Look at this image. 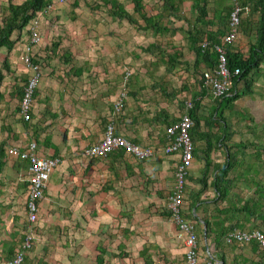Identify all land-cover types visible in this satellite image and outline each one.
Returning a JSON list of instances; mask_svg holds the SVG:
<instances>
[{
  "label": "crops",
  "instance_id": "obj_1",
  "mask_svg": "<svg viewBox=\"0 0 264 264\" xmlns=\"http://www.w3.org/2000/svg\"><path fill=\"white\" fill-rule=\"evenodd\" d=\"M14 51L9 56L11 72L5 73L1 87L0 262L13 258L30 233L25 206L29 162L9 151L26 150L36 142L39 156L59 158L61 163L52 173L40 202L39 222L32 228L35 243L24 264H95L96 249L101 244H108L109 251L116 253L122 245L123 252L136 259H141L140 252L145 247L154 260L185 264V248L177 227L163 216V211L174 190L179 162L178 154L164 153L166 128L179 121L186 109L174 110L175 100L161 87L149 97L131 94L125 112L115 116L120 73L114 70L95 81L87 78L89 71L83 69L87 62L69 58L63 65L66 71L61 72L67 74L62 75L63 81L50 80L45 90L41 81L31 119L25 121L19 99L12 95L14 85L23 86L21 80L28 82L31 72ZM152 61H156L153 56ZM119 62L120 58L113 59L112 66ZM255 77L254 93L240 95L227 105L228 109L238 108L235 114L243 120L249 112L260 111L253 102L243 100L246 95L259 96L258 103H263L258 105L264 108V65ZM243 90L241 82L237 91L241 94ZM210 95L200 111L206 119L218 105ZM224 110H216L222 121L209 125L205 120L201 122L200 132L211 134L213 141L210 146L204 139L197 141L187 178L185 210L190 211L189 219L196 224L200 264H256L261 257L251 246L224 242V236L234 229L264 230V176L260 177L263 167L257 165L260 154L248 151L254 134L244 130L245 123L241 128H232ZM110 122L117 135L151 148L153 157L139 161L124 151L102 160L83 155L84 149L103 139ZM210 148L206 156L204 151ZM220 166L229 170L226 175L222 170L218 172ZM217 174L223 177L218 181L220 190L215 185ZM198 198V203L190 206ZM120 261L115 259L114 263Z\"/></svg>",
  "mask_w": 264,
  "mask_h": 264
},
{
  "label": "trees",
  "instance_id": "obj_2",
  "mask_svg": "<svg viewBox=\"0 0 264 264\" xmlns=\"http://www.w3.org/2000/svg\"><path fill=\"white\" fill-rule=\"evenodd\" d=\"M55 1L56 0H22L18 3L14 0L9 1L5 17L0 26V61L3 59L0 63V108L4 99L1 87L5 80V73L11 72L9 65L10 53L15 50L19 43L18 39H20V37L24 38V33H26L25 36H29L30 30L36 22H39L40 30V20L43 19L42 17H44L47 12H49L47 11V8L55 3ZM101 1L109 8L110 16L113 20L127 22L129 25L134 26L139 32L151 33L155 38L159 36L163 37L165 35L173 36L178 32H183L185 41L187 42V49L193 54L192 62L187 60L181 61L185 56L184 51L182 48L174 46L172 42L171 44L170 42L167 43L171 46V50H167V48L163 49L162 45L157 42L153 44L151 43L147 47H141L140 49L144 53L151 54L156 59L155 62L163 64L168 72L179 68L180 65H184L189 71L195 72L196 75H199L198 88L192 90L187 87L184 91H188L191 97L184 101V109H186V104L188 102L192 104L189 114L194 121V126L190 130V135L194 143V155L197 153L196 144L198 140L204 139L210 146L213 141L212 135L200 132L202 125L201 122L205 120L206 124L209 125L215 121H222V119H219L220 115L218 116L217 114V108H220L221 111L224 108V103H227L225 106L232 105L233 102L239 99L240 95H251L254 93L253 88L256 83L255 76L260 72L261 67L264 65V0H239L242 9L239 37L234 44L228 45L226 50L230 70H239L240 74L234 81L235 86L231 95L226 98L218 99L213 97L218 105L207 119L200 113L202 110V102L208 99L210 95L209 90L203 83L204 72L208 70L213 71L218 65L219 55L216 47L223 44V39L229 32V19L233 9L231 2L229 0H217L216 5H212L211 0H157L161 5L159 6V10L153 12L151 8L148 11L147 8L149 7V4L144 3V0H126L132 4L131 11L127 10L125 4L120 0ZM187 2L190 3V19L184 17L181 10L183 4ZM184 20L187 22L185 30L183 26L178 28L173 26L172 21L183 22ZM39 32L42 36L41 30ZM15 36L16 38H14ZM42 44L43 43H41V45ZM41 45L33 48L32 61L38 64L42 70L43 67H41V60L44 56L39 52ZM36 48L38 49V53L35 52ZM57 49H60V42H55L51 45L49 51L50 55H57ZM23 50L25 51V46ZM62 57H65L66 61L69 60L70 55L68 52H65ZM23 81L24 79L21 80L23 86L14 85L15 94L12 95L14 98L19 99L20 103L24 95V86L27 84V81ZM241 82L244 84V90L239 94L237 86ZM39 88L37 89L35 96L37 95ZM181 105H183L182 102ZM220 105L222 106L220 107ZM221 141L224 142V139ZM211 149L212 148L204 151V154L209 156L208 152L211 151ZM2 151L4 153L3 147H1V152ZM224 166H220L218 172L222 170L226 175L229 170ZM228 167L230 168V166ZM1 169L2 166L0 165V171ZM220 178L223 177L217 174L215 185L219 190L220 187L218 181ZM198 201L199 198L194 200V204L193 201H191L192 205L190 206L193 207ZM25 206L27 212V199ZM189 212V210L185 211V216L187 218L191 217ZM170 215L171 214L166 205V209L163 211V216L170 219ZM38 222L33 225L32 228H36ZM30 229L29 226L28 231ZM34 243L35 240L33 246ZM248 246H251L255 252L257 251V255L262 254L260 261L256 264H264V251L259 245L257 243H252ZM109 248L110 246L108 244L105 246L102 244L97 246L96 251L98 254L95 264H112L115 259L121 260L119 264H126L128 258H134L131 253L123 252L122 245H119L121 250L118 253L114 252V250L109 251ZM32 249L26 253L25 260L27 254ZM147 252L148 249L145 247L142 252H140V257L143 261L142 264H158L157 262L161 261V259L154 260L151 256L147 255Z\"/></svg>",
  "mask_w": 264,
  "mask_h": 264
},
{
  "label": "rangeland",
  "instance_id": "obj_3",
  "mask_svg": "<svg viewBox=\"0 0 264 264\" xmlns=\"http://www.w3.org/2000/svg\"><path fill=\"white\" fill-rule=\"evenodd\" d=\"M9 1L0 0V26L5 17ZM14 1L18 3L22 0ZM120 1L125 4L127 10L131 11L132 4L129 1ZM216 1L211 0V4L216 5ZM147 3L149 4L148 11L151 8L153 12L159 10L161 5L160 2H155L154 0H149ZM181 10L184 17L191 18L189 2L184 3ZM42 18L40 20V30L43 44L39 52L44 56L41 60V67H43L42 82L45 83L44 90L51 83L50 80L63 81L64 77L62 75L66 73L61 74V72L62 70L63 72L66 71V69L63 66L65 65V59L62 55L65 52H70V58L75 61L87 62V68L83 69L89 71V76L86 75L89 79L100 81L101 78L114 70L119 72V91L125 88L129 97L131 92L135 96L144 93L145 97H149L150 93L155 89L164 88L167 96L175 100L174 110H184V101L187 98H191L188 91L184 92L187 87L192 90L198 88L199 75H196L195 72L189 71L184 65H180L179 68L168 72L163 64L152 61L151 54L144 53L140 49L157 42L162 45L163 49L171 50V46L167 43L170 42L171 44L172 42L174 46L182 48L184 51L185 56L181 61L192 62L193 54L187 49V42L183 32H178L173 36L165 35L157 38L153 37L151 33L139 32L127 22L113 20L110 16L109 8L101 0H69L65 4L55 5ZM172 22L173 26L177 28L183 26L184 30L186 29L187 22L185 20L183 22ZM25 35L26 33H24V38L20 37L18 39L19 43L13 53L15 56L17 55L18 59L20 54V60L23 63L25 55L23 49L29 42V36ZM55 42H60V49H57V55H50L51 45ZM35 52L38 53L37 48ZM118 58H120V62L117 63L116 67H113V59L118 60ZM152 83H155L154 88ZM246 96L243 100L253 102L256 109L260 110L259 112L257 111L258 113L249 112V115L244 117L246 119L243 120L242 116L238 117L235 114V112L239 111L237 110L238 108L228 109L225 106L227 103H224V116L232 128H241L245 123L244 130L248 129L249 133L254 134L253 143L248 145V151H254L256 156L260 154V162L258 161L257 165L263 167L260 174L262 178L264 176V108L259 105L263 102L258 103L261 101L259 96ZM159 99V97L155 98L156 101H159ZM181 102L183 105H181ZM238 124H240L239 127ZM250 128L253 129V132ZM187 201L186 198V203ZM23 226L27 229L26 221ZM259 257H262V254H259ZM139 262L143 261L140 258L132 257L126 260V264H139ZM157 263L166 264L164 262ZM112 264L114 263L112 262Z\"/></svg>",
  "mask_w": 264,
  "mask_h": 264
},
{
  "label": "built area",
  "instance_id": "obj_4",
  "mask_svg": "<svg viewBox=\"0 0 264 264\" xmlns=\"http://www.w3.org/2000/svg\"><path fill=\"white\" fill-rule=\"evenodd\" d=\"M69 0H56L47 8L50 11L55 5L65 4ZM233 6L229 19V32L223 39V44L217 46L219 62L213 71L204 72V86L210 90L214 98H226L231 95L235 79L240 71L230 70L227 60V46L236 42L241 28V7L239 0H229ZM42 36L39 32V22H36L29 34V42L25 46L24 64L31 72V76L24 86V95L20 103V112L25 121H30L35 93L42 80V70L40 66L32 61V50L41 45ZM128 100V91L122 88L114 104V115L120 116L125 112ZM192 104H186V113L182 118L166 128L167 144L164 153L168 155L178 154L179 162L175 170V186L167 199V209L170 212V219L176 225L178 237L185 248V264H200L198 251V233L196 224L192 219L185 216V195L187 188V178L189 170L194 161V143L190 135V130L194 126V121L189 114ZM37 143H30L26 150L13 148L10 155L19 156L21 160L29 162V188L27 192V220L30 226V233L21 247L17 250L11 260L1 261L0 264H24L26 253L32 249L34 237L32 227L38 222L40 214V202L44 199V194L52 173L61 163L59 158H45L37 154ZM123 150L139 161H145L153 157L151 148L141 147L134 144L124 136L117 135L113 122L106 128L103 139L84 149L83 155L88 158L106 159L113 153ZM227 245H250L257 243L264 251V231L254 229L251 231L231 230L224 236ZM211 264H221L212 262Z\"/></svg>",
  "mask_w": 264,
  "mask_h": 264
}]
</instances>
